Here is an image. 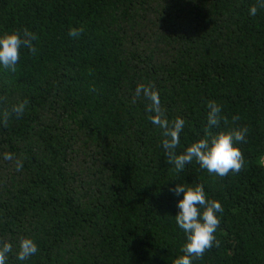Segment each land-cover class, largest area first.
I'll return each mask as SVG.
<instances>
[{"label": "trees", "instance_id": "obj_1", "mask_svg": "<svg viewBox=\"0 0 264 264\" xmlns=\"http://www.w3.org/2000/svg\"><path fill=\"white\" fill-rule=\"evenodd\" d=\"M252 5L256 16L248 14ZM29 29L15 71L0 68V245L7 264H173L185 240L174 182L223 208L192 264H264V6L258 0H0V32ZM72 28L82 29L69 36ZM138 84L152 86L192 142L247 129L239 172H177ZM27 101L19 116L12 106ZM222 106L207 126V104ZM235 118V119H234ZM12 153L13 160L4 154ZM23 161L17 171L15 159ZM21 236L37 242L25 262Z\"/></svg>", "mask_w": 264, "mask_h": 264}, {"label": "clouds", "instance_id": "obj_2", "mask_svg": "<svg viewBox=\"0 0 264 264\" xmlns=\"http://www.w3.org/2000/svg\"><path fill=\"white\" fill-rule=\"evenodd\" d=\"M264 6V0H258ZM258 7L252 5L248 8L250 16H256ZM82 29L72 28L69 36H79ZM36 35L29 29L22 31L0 32V68L15 71L20 59L22 49H28L31 53L36 52L33 45ZM136 97H143L148 101V112L151 123L156 126L161 135V146L171 164L177 172L182 171L193 160L201 169L209 174L224 177L229 172H239L244 165V157L236 145L244 142L247 129L243 127L232 128L226 132H218L215 135L200 138L187 145L182 152L177 153L181 145L180 134L185 121L182 118L169 120L161 109L159 93L150 85L138 84L135 89ZM27 101L12 106V112L16 115L23 113ZM207 126L216 127L221 120L222 106L215 101L207 104ZM235 119V118H234ZM5 160H13L12 153H5ZM15 168L20 171L23 161L15 159ZM168 192L177 199L175 200L176 212L173 215L176 225L185 236L178 255L173 264H192L194 259L201 257L204 252L213 246L216 241L215 233L220 224L219 213L223 212L218 200L208 198L202 184L171 183ZM38 252L37 242L26 236H21L15 251L18 261L25 262ZM13 253V245L5 242L0 245V264H7L8 256Z\"/></svg>", "mask_w": 264, "mask_h": 264}, {"label": "built area", "instance_id": "obj_3", "mask_svg": "<svg viewBox=\"0 0 264 264\" xmlns=\"http://www.w3.org/2000/svg\"><path fill=\"white\" fill-rule=\"evenodd\" d=\"M262 163H263V165H264V157H263V159H262Z\"/></svg>", "mask_w": 264, "mask_h": 264}]
</instances>
